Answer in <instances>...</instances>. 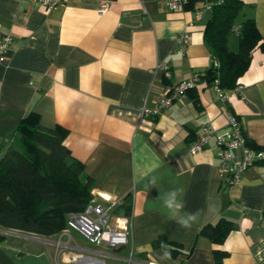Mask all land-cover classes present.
Returning <instances> with one entry per match:
<instances>
[{"label": "crops", "instance_id": "1", "mask_svg": "<svg viewBox=\"0 0 264 264\" xmlns=\"http://www.w3.org/2000/svg\"><path fill=\"white\" fill-rule=\"evenodd\" d=\"M103 1L108 8L99 14ZM168 1L63 0L47 10L33 0H0V34L12 37L0 62V157L30 113L43 127L67 129L64 145L93 180L90 204L107 212L111 229L128 221L132 232L129 244L106 251L79 246L68 228L49 236L10 229L0 264H76L86 250L104 254L105 264H127L129 256V264H264V164L228 182L213 137L196 154L188 150L202 125L226 129L229 113L246 140L264 146V48L255 47L223 100L201 79L160 113L142 117L143 106L153 107L212 60L203 37L208 2L173 10ZM242 1L235 28L254 18L264 38V0ZM236 32L227 39L234 51ZM182 33L189 36L184 52ZM174 188L184 189L183 211L199 212L190 228L163 207L161 198ZM127 197L129 215L114 204ZM220 218L237 224L223 243L198 235ZM161 235L180 244L174 259H161L163 249L154 246ZM216 249L226 252L220 263Z\"/></svg>", "mask_w": 264, "mask_h": 264}, {"label": "trees", "instance_id": "2", "mask_svg": "<svg viewBox=\"0 0 264 264\" xmlns=\"http://www.w3.org/2000/svg\"><path fill=\"white\" fill-rule=\"evenodd\" d=\"M196 1L200 0H187L184 7L191 8ZM204 1L210 4V16L203 37L212 60L204 72L196 73L198 82L216 81L223 91L231 90L249 67L255 47L264 48V38L254 18H244L235 28L244 5L242 0ZM235 29L238 46L234 51L229 49L227 39ZM67 132L59 125L43 127L35 113L28 114L15 126L13 141L0 157V242L10 229L44 236L58 234L66 229L69 212L83 211L90 203L93 180L84 172L83 163L64 145ZM246 144L257 148L249 139ZM121 208L129 215V197L123 200ZM236 228V222L220 218L204 224L198 235L221 244ZM161 245L170 251L171 259L181 252L180 244L162 235L154 241V246ZM225 255L222 250H214L217 263Z\"/></svg>", "mask_w": 264, "mask_h": 264}, {"label": "built area", "instance_id": "3", "mask_svg": "<svg viewBox=\"0 0 264 264\" xmlns=\"http://www.w3.org/2000/svg\"><path fill=\"white\" fill-rule=\"evenodd\" d=\"M43 8L49 10L60 5L63 0H33ZM187 0H169L168 7L170 9L180 8ZM108 8V2H101L98 8L99 14H102ZM205 9L210 10V4L207 3ZM10 34H0V62L4 58V53L11 43ZM189 41L187 33H182L177 44L179 51L184 52L185 46ZM217 65L216 61L214 62ZM165 71V76L170 77V72L165 64L161 65ZM198 83V76L194 74L190 79L182 80L171 88L166 97L160 99L153 107L143 106L141 116L156 115L168 107L173 99L183 94L186 90L193 88ZM216 96L223 100L224 91L215 81L211 84ZM228 127L223 130L211 129L209 124H204L200 132L189 143L188 150L190 154H196L201 151L209 142L210 138H214L215 155L218 159L219 168L227 176V181L232 182L239 179L245 171L252 165L264 164V146L257 148L250 147L246 144V137L243 129L238 122L236 116L229 113L227 116ZM132 197V196H131ZM115 206H122L123 199L114 202ZM131 205V201H130ZM66 229L71 228L80 233L88 241L94 244H102L107 248H116L129 244L132 235L129 222H125L124 226L119 230L111 229L108 225L107 212L100 205H91L90 203L80 212H69L66 218ZM57 244H59L57 242ZM132 250L130 251V255ZM105 255L100 252L88 251L84 252L76 259V264H105ZM131 261L130 256L127 264Z\"/></svg>", "mask_w": 264, "mask_h": 264}, {"label": "clouds", "instance_id": "4", "mask_svg": "<svg viewBox=\"0 0 264 264\" xmlns=\"http://www.w3.org/2000/svg\"><path fill=\"white\" fill-rule=\"evenodd\" d=\"M183 196L184 189L174 188L163 195V197L161 198L162 204L164 209L167 210L170 219L174 220L184 228H190L192 224L198 219L199 212L183 211L185 207ZM161 248L163 249V255L161 259L170 260V251L166 249L165 245H161ZM153 264H155V261L153 262Z\"/></svg>", "mask_w": 264, "mask_h": 264}, {"label": "rangeland", "instance_id": "5", "mask_svg": "<svg viewBox=\"0 0 264 264\" xmlns=\"http://www.w3.org/2000/svg\"><path fill=\"white\" fill-rule=\"evenodd\" d=\"M67 234L69 236H71L72 238H74L78 245L85 248V249H88V250H99L102 248V246L100 245H97V244H94L90 241H88L85 237H83L80 233H78L77 231H75L74 229H71V228H68L66 230ZM106 251L109 250V248L107 247H103Z\"/></svg>", "mask_w": 264, "mask_h": 264}]
</instances>
